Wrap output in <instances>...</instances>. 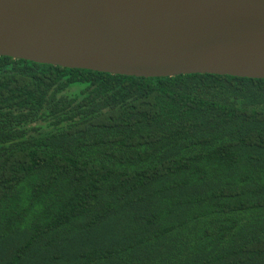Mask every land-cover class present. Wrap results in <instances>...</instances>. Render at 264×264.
<instances>
[{
  "label": "trees",
  "instance_id": "16d2710c",
  "mask_svg": "<svg viewBox=\"0 0 264 264\" xmlns=\"http://www.w3.org/2000/svg\"><path fill=\"white\" fill-rule=\"evenodd\" d=\"M0 264H264V79L0 56Z\"/></svg>",
  "mask_w": 264,
  "mask_h": 264
},
{
  "label": "water",
  "instance_id": "95a60500",
  "mask_svg": "<svg viewBox=\"0 0 264 264\" xmlns=\"http://www.w3.org/2000/svg\"><path fill=\"white\" fill-rule=\"evenodd\" d=\"M0 56L143 78L264 79V0H0Z\"/></svg>",
  "mask_w": 264,
  "mask_h": 264
}]
</instances>
